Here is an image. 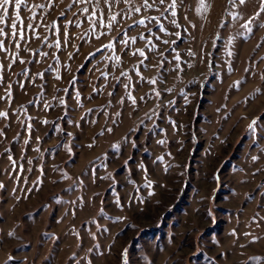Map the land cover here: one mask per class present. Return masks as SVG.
I'll return each instance as SVG.
<instances>
[{"label": "rangeland", "instance_id": "1", "mask_svg": "<svg viewBox=\"0 0 264 264\" xmlns=\"http://www.w3.org/2000/svg\"><path fill=\"white\" fill-rule=\"evenodd\" d=\"M149 3L9 7L0 264H264V13Z\"/></svg>", "mask_w": 264, "mask_h": 264}, {"label": "snow or ice", "instance_id": "2", "mask_svg": "<svg viewBox=\"0 0 264 264\" xmlns=\"http://www.w3.org/2000/svg\"><path fill=\"white\" fill-rule=\"evenodd\" d=\"M76 2H77V0H73V3H74V4H75ZM79 2H80V3H88V0H79ZM105 2L108 3L109 6H111L113 0H105ZM125 2H126V3H129L130 0H125ZM153 2H155V0H153ZM199 2H200L201 10H206V9H207V5L205 4V0H199ZM229 2H230L231 4H233V5H235L237 2H238L239 4H246V3H247V0H229ZM159 4H160V5H165V4H166V0H159ZM258 4H259V10L257 11V13H256L255 16H253L251 19H249V20L247 21V23H245V24L243 25L244 28L249 29V25H251L254 21L257 20V17H260L261 14L264 13V0H258ZM22 5H24L25 7H27V5H26V0H15L14 3H13V0H0V24H6V21H5L4 17H5V16H8V14H9V7H10V6L13 7L14 10L16 11V17H15V19H16L17 21H19V20H20V14H19V13H20V9H21V6H22ZM177 5H178V0H170V3H167V7H166L164 10H165V11H168L169 9H171L170 15H171L172 17H176V16H177V12L175 11V9L177 8ZM142 7H143V8H151V7H152V4L149 3V0H143ZM158 10H159V9H158ZM83 11H84L85 13H87V12L89 11V9L85 8ZM134 11H135V12H140V11H141V8H140V7H136V8H134ZM232 18H233V19H237L238 17L233 16ZM111 19H112L113 21H115V20H116V16L111 17ZM152 19H153V20H156L157 18L153 17ZM21 23H22V21H21ZM138 23L141 24V25H143V24L145 23V21L142 19V20H139ZM172 23H173V25H174L175 27H177V28L180 27V25H179L175 20H173ZM111 26H112L111 24L107 25V27H111ZM8 27H9V29H10V36H11L12 39H16L17 37H18L20 40H24V39H25V34H24V32H23V31H20V32L17 31V24H16V23H11L10 25H8ZM157 27L159 28V31H160V32H164L166 35H173V33H169V32H167L166 29L163 27L162 24H159V23H158V24H157ZM257 27H258V28H262V29H264V23H258ZM250 30H251V29H249V31H250ZM7 35H8V33L5 32L4 28L0 27V37L7 36ZM175 35H176L177 37H179V33H178V32L175 33ZM157 38H159V37H157ZM130 39H131V43H135V38H130ZM141 39H144V37L141 36ZM123 42H124L125 44H127L129 41L125 40V41H123ZM230 42H231V41H229V43H230ZM163 43L168 44L169 41L165 40V41H163ZM172 43H175V41H172ZM49 46H50V45H49ZM56 46H57V47L60 46V45H59V41H57ZM15 47H16V48H19V47H20V44H19V43H16V44H15ZM106 47L109 48V49H112V48H113V45L110 43V44L106 45ZM3 50H5V46H4V43H3L2 41H0V51H3ZM137 53H138V55H139L140 57H145V53H144L143 50H139V49H138V50H137ZM137 53H133V55H136ZM44 55H47V54L45 53ZM228 55L231 56L232 53H231V52H228ZM145 58H146V57H145ZM115 59H116V60H119V57H116ZM175 59L179 60V55H178V54L176 55ZM14 60H15V58H14ZM20 63L23 64V63H25V61L21 59V60H20ZM157 66H160V65H157ZM2 70H3V64H0V72H2ZM122 74H123V75H127L126 73H122ZM2 80H3V76L0 75V81H2ZM72 83H74V81H73ZM149 83H155V81H149ZM9 87H10V85H9ZM125 87H127V85H125ZM157 95H159V93H157ZM9 96H11V93H9ZM0 99H2V97H0ZM141 99H143V97H142ZM61 102L63 103V101H61ZM121 102H123V101H121ZM133 104H135V99H134V98H133ZM0 117H5V118H6V117H7V113H5V112H0ZM44 123H48V122L45 121ZM253 123H255V121H254ZM29 127H30V126H29ZM250 128H251V126H250ZM108 131H111V129H108ZM252 131H255V129H252ZM101 134H102V133H101ZM68 135L70 136L71 133H69ZM125 141H126V142H129V138L126 137V138H125ZM25 142H27V141H25ZM158 142L161 143V144L165 143V141H162V140H161V141H158ZM89 147H91V145H89ZM115 147H116L117 150L119 149V145H117V146H115ZM69 151H70V149H69ZM8 159H9V160H12L11 155H9ZM252 159H253V160H256L257 157L253 156ZM15 163H16V162L13 161V165H15ZM28 163L31 164V161L29 160ZM126 163H127V162H126ZM102 178H103V179H108V178H110V177H102ZM0 187H3V185H0ZM102 212H103V210H102ZM209 215H211V213H209ZM9 235L11 236L12 233H9ZM122 255H123V257L125 258V262H124V264H130V262H129L128 259H127V257H128V249H125V250H124V253H123ZM10 259H11V257H10Z\"/></svg>", "mask_w": 264, "mask_h": 264}]
</instances>
